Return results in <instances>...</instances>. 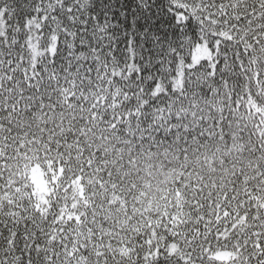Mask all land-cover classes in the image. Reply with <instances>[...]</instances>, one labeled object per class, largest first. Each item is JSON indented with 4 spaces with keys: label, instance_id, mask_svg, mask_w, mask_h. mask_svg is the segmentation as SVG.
Segmentation results:
<instances>
[{
    "label": "snow or ice",
    "instance_id": "snow-or-ice-1",
    "mask_svg": "<svg viewBox=\"0 0 264 264\" xmlns=\"http://www.w3.org/2000/svg\"><path fill=\"white\" fill-rule=\"evenodd\" d=\"M0 264H264V0H0Z\"/></svg>",
    "mask_w": 264,
    "mask_h": 264
}]
</instances>
